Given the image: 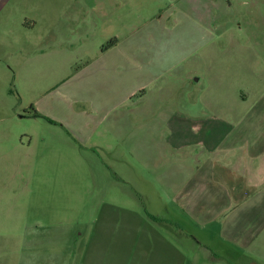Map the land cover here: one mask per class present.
Segmentation results:
<instances>
[{
  "label": "crops",
  "instance_id": "1",
  "mask_svg": "<svg viewBox=\"0 0 264 264\" xmlns=\"http://www.w3.org/2000/svg\"><path fill=\"white\" fill-rule=\"evenodd\" d=\"M21 1L30 15L40 8L39 0ZM57 1L74 5L63 6L60 17L25 13L20 23L28 26L0 32V50L16 52L10 57L18 75L42 96L39 114L85 148L108 155L118 148L133 169L95 184L102 197L94 217L82 222L77 264H264V97L248 109L249 94H238L241 108L230 116L224 94H200L194 66L165 59L177 45L161 42L159 33L153 42L129 33L136 0ZM10 3L0 0V23L10 22ZM41 20L46 26L38 29ZM117 20L121 35L111 28ZM103 32L118 40L105 51ZM82 59L87 63L67 77ZM58 77L66 79L70 102L45 85ZM118 190L133 198L125 207L110 198ZM67 227L0 236V264H8L11 243L10 264L52 256L47 264H72L71 252L52 254L55 244L69 247ZM44 248L51 251L45 257Z\"/></svg>",
  "mask_w": 264,
  "mask_h": 264
},
{
  "label": "rangeland",
  "instance_id": "2",
  "mask_svg": "<svg viewBox=\"0 0 264 264\" xmlns=\"http://www.w3.org/2000/svg\"><path fill=\"white\" fill-rule=\"evenodd\" d=\"M22 2L11 0V20L0 23V32L16 31L24 24L28 26L25 20L20 23L25 13L30 15ZM39 5V10L30 16L41 18L55 14L60 17L62 7L74 3L39 0ZM69 11L73 12V7ZM132 24L134 27L129 33L134 31L135 35L150 42L159 33L161 42L177 45L166 52L168 64L175 65L174 62L183 59L184 64L196 67L193 72L196 73L197 91L228 97L230 116L237 115L241 108L236 102L238 94H249L248 109L257 106L259 98L264 97V0H136ZM115 25L111 28L116 35H121V22L117 20ZM45 26L46 20H41L38 29ZM102 37V51L110 42H118L115 36L105 40L104 32ZM15 53L0 50V236H14L17 230L46 235L69 226L74 237L69 247L68 244H55L52 254L56 257L57 253L71 252V262L77 264L80 243L76 239L85 229L82 222L94 217L95 201L102 197L96 193L95 184L116 175L125 178L133 169L126 154L118 148L111 155L95 152L94 148H85L69 138L60 123L27 114L32 112L31 107L38 110L42 96H34L31 83L24 82L18 75L21 68L10 57ZM86 63L85 59L76 61L67 77ZM54 67L59 69L56 64ZM65 80L58 77L45 85L53 87L50 94L70 102ZM121 194L118 190L110 198L117 199L116 203L125 207L122 202L133 198ZM29 204L33 210L26 208ZM139 213L145 214L142 209ZM19 223L22 224L20 229L15 227ZM6 246L3 261L10 264L14 258H9V249L14 244ZM26 246L23 242L24 252ZM48 252L51 253L50 249L44 248L40 254L45 257ZM53 258L40 257L39 264L53 262ZM249 263V260L243 263L230 260V264ZM215 264L225 262L219 260Z\"/></svg>",
  "mask_w": 264,
  "mask_h": 264
},
{
  "label": "trees",
  "instance_id": "3",
  "mask_svg": "<svg viewBox=\"0 0 264 264\" xmlns=\"http://www.w3.org/2000/svg\"><path fill=\"white\" fill-rule=\"evenodd\" d=\"M117 44V41H113V42H110L108 45L104 46L103 47V51L113 47L114 45ZM31 111L32 112H28L27 114L33 116V117H36V118H45L44 116H42L41 114H39L35 109L34 107H31ZM47 121L49 122H53L52 120L48 119V118H45Z\"/></svg>",
  "mask_w": 264,
  "mask_h": 264
}]
</instances>
